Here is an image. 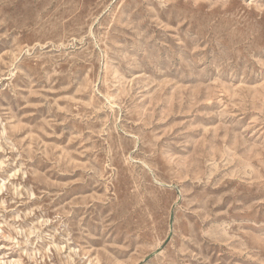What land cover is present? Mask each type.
<instances>
[{
  "label": "rangeland",
  "instance_id": "obj_1",
  "mask_svg": "<svg viewBox=\"0 0 264 264\" xmlns=\"http://www.w3.org/2000/svg\"><path fill=\"white\" fill-rule=\"evenodd\" d=\"M0 264H264V0H0Z\"/></svg>",
  "mask_w": 264,
  "mask_h": 264
}]
</instances>
